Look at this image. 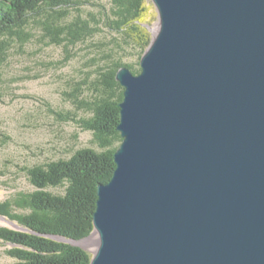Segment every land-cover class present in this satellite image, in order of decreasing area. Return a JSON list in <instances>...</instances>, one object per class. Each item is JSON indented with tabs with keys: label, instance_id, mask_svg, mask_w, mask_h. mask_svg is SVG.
Returning <instances> with one entry per match:
<instances>
[{
	"label": "water",
	"instance_id": "95a60500",
	"mask_svg": "<svg viewBox=\"0 0 264 264\" xmlns=\"http://www.w3.org/2000/svg\"><path fill=\"white\" fill-rule=\"evenodd\" d=\"M151 1L141 73L116 75L123 141L97 248L49 237L90 264H264V0Z\"/></svg>",
	"mask_w": 264,
	"mask_h": 264
},
{
	"label": "trees",
	"instance_id": "16d2710c",
	"mask_svg": "<svg viewBox=\"0 0 264 264\" xmlns=\"http://www.w3.org/2000/svg\"><path fill=\"white\" fill-rule=\"evenodd\" d=\"M148 0H0V67L10 51L21 48L38 33L46 45L63 47L66 57L93 41L99 31L110 38L94 42L99 50L86 60L80 74L67 82L64 96L75 110L58 112L92 135L93 147L76 150L67 159L50 160L22 170L32 190L0 202V216L28 230L0 228V243L11 246L14 264H90L92 254L80 246L49 236L85 240L94 232L97 190L116 169L115 152L122 143L117 127L124 87L116 80L122 67L141 73L140 61L152 38L143 22ZM94 11H86V7ZM138 55L135 64L127 56ZM54 112V111H53Z\"/></svg>",
	"mask_w": 264,
	"mask_h": 264
},
{
	"label": "rangeland",
	"instance_id": "374dc122",
	"mask_svg": "<svg viewBox=\"0 0 264 264\" xmlns=\"http://www.w3.org/2000/svg\"><path fill=\"white\" fill-rule=\"evenodd\" d=\"M146 6L148 15L143 24L152 38L159 16L151 0ZM86 11L92 12L94 8L87 6ZM109 38L107 30L99 31L93 41L78 45L66 62H63L65 49L46 45L39 33L22 48L17 46L10 51L0 67V202L33 189L22 170L24 167L67 159L80 148L93 147L90 133L75 122L61 121L57 113L71 111L85 115L65 99L64 91L67 82L80 74L82 64L98 54L97 48L88 47ZM124 61L135 64L139 58L135 54ZM2 227L18 229L17 223L9 220ZM83 242L87 250L97 246L96 242L87 245ZM10 248L0 243V264H14L6 253Z\"/></svg>",
	"mask_w": 264,
	"mask_h": 264
},
{
	"label": "bare ground",
	"instance_id": "6f19581e",
	"mask_svg": "<svg viewBox=\"0 0 264 264\" xmlns=\"http://www.w3.org/2000/svg\"><path fill=\"white\" fill-rule=\"evenodd\" d=\"M158 27H159V25H157V29H158ZM5 221H8V220L0 217V225H4L5 224ZM13 225H16V224H13ZM96 240H97L96 235L93 234L90 238H88L87 240H85L83 242V244H86V245L87 244H91V243L96 242ZM95 248H97L96 244L95 245H92L89 249L92 250V251H94Z\"/></svg>",
	"mask_w": 264,
	"mask_h": 264
}]
</instances>
